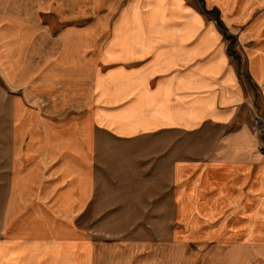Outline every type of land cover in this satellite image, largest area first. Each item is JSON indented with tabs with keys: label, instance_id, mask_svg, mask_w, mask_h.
<instances>
[{
	"label": "crops",
	"instance_id": "obj_1",
	"mask_svg": "<svg viewBox=\"0 0 264 264\" xmlns=\"http://www.w3.org/2000/svg\"><path fill=\"white\" fill-rule=\"evenodd\" d=\"M201 1L0 0V264H264V0Z\"/></svg>",
	"mask_w": 264,
	"mask_h": 264
},
{
	"label": "rangeland",
	"instance_id": "obj_2",
	"mask_svg": "<svg viewBox=\"0 0 264 264\" xmlns=\"http://www.w3.org/2000/svg\"><path fill=\"white\" fill-rule=\"evenodd\" d=\"M72 3H76V2H84L86 0H71ZM200 3H202L201 0H199ZM100 0H87V3L92 6H94V4L99 3ZM100 12L96 13V12H92V10L89 9L88 13L85 16H82L83 20L91 22L92 20H94L95 18H98L100 16L99 14ZM104 16H106L105 20L109 17L111 18V11H104L103 12ZM223 14L228 17V13L223 11ZM237 15H239V13L235 12L234 17H237ZM86 18V19H85ZM237 26L235 27V30L237 31L239 28L240 24H236ZM207 36V35H206ZM231 46L234 47L235 43L231 40ZM128 50V46L122 47L121 49L117 50H113V44L112 43H108L106 44L105 47V51L108 55L111 54H126L125 51ZM172 226L176 227L177 224L176 222L173 220L172 221ZM29 230L34 231V227L33 225L28 228ZM41 228H37V231H40ZM33 241V239H32ZM65 242H67V244H65ZM68 240H56V244L54 245H46L49 246L50 249L53 250H64V254H62L61 256H58V259L62 258V256L65 255L66 253V259L69 258L68 254ZM133 246L132 248H126V247H121L119 246V243L116 245L111 244V243H105V246H111L110 248H104V252H108L110 250H112L113 252H115L114 250H119L117 253L118 254H127L128 249L129 250V254H131L129 257L130 259L134 260V261H130V264H208V252H207V248L204 249H199V248H194L191 246V244L186 245L184 247H181V245L178 242H173L169 240V243L166 244L167 247H164V244L158 245L156 246V244L151 245V246H147L146 248H144L143 246L141 247H137L138 242H133ZM117 253L115 252V255L117 256ZM104 256H107L104 253ZM77 258V257H76ZM104 264H109L108 262H105ZM120 264H122V262H120Z\"/></svg>",
	"mask_w": 264,
	"mask_h": 264
},
{
	"label": "built area",
	"instance_id": "obj_3",
	"mask_svg": "<svg viewBox=\"0 0 264 264\" xmlns=\"http://www.w3.org/2000/svg\"><path fill=\"white\" fill-rule=\"evenodd\" d=\"M254 125L256 127H260V128L263 127L264 128V121L259 119L258 117H256V118H254ZM261 149H262V151L264 153V142L261 144Z\"/></svg>",
	"mask_w": 264,
	"mask_h": 264
}]
</instances>
